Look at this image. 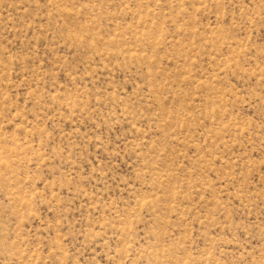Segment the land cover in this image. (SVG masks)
<instances>
[{"label": "rangeland", "instance_id": "374dc122", "mask_svg": "<svg viewBox=\"0 0 264 264\" xmlns=\"http://www.w3.org/2000/svg\"><path fill=\"white\" fill-rule=\"evenodd\" d=\"M0 264H264V0H0Z\"/></svg>", "mask_w": 264, "mask_h": 264}]
</instances>
